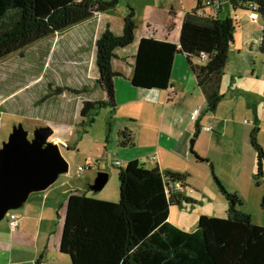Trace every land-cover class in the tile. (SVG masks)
Returning a JSON list of instances; mask_svg holds the SVG:
<instances>
[{"label":"trees","instance_id":"obj_1","mask_svg":"<svg viewBox=\"0 0 264 264\" xmlns=\"http://www.w3.org/2000/svg\"><path fill=\"white\" fill-rule=\"evenodd\" d=\"M206 1L198 0L195 8L181 14L178 43L167 38L140 39L131 82L147 90L169 89L175 58L186 55L204 93L207 110L214 113L224 98L223 76L239 21L220 15L223 0H211L219 4L218 9ZM226 1L234 10L250 11L262 18L259 50L264 53V0ZM118 3L119 0H0V61L17 52L24 56V50L33 44L103 13L115 14ZM168 29L173 30L174 24ZM138 30L131 7L123 18L121 34L106 23L96 40L97 83L103 98L81 99L79 115L86 130L101 109H118L116 78L120 73L114 61L120 49L134 44ZM66 90L82 93L88 89L59 86L55 91L60 94ZM258 131L255 127L251 134L257 151L254 179L264 188V148L258 141ZM134 143L133 131L126 128L120 132L121 147ZM192 155L210 165L217 186L228 200L227 217L202 215L193 231L173 224L169 220L172 206L194 201L180 192L187 186L186 174L163 173L159 167L149 168L141 160H131L125 166L118 165L119 202L77 191L68 196L60 251L70 256L73 264H264V226L254 223L251 214L238 208L243 200L237 192L228 190L215 173L213 161L195 150Z\"/></svg>","mask_w":264,"mask_h":264},{"label":"rangeland","instance_id":"obj_2","mask_svg":"<svg viewBox=\"0 0 264 264\" xmlns=\"http://www.w3.org/2000/svg\"><path fill=\"white\" fill-rule=\"evenodd\" d=\"M223 1L224 8L220 15L223 18L231 16L237 19L239 25L235 31V42L231 46L229 62L223 76L222 92H227V95H224L225 99L221 101L220 111L227 113L232 110V105L238 104L236 115L241 116L239 120L244 125L252 128L260 125L258 141L264 148V53L259 48H255L262 35V18L254 16L257 20H253L250 11L234 10L226 0ZM166 3L167 0H119L114 15L117 22H120L133 7L136 22L139 29H142L155 11L161 22V26L157 25L158 33L162 26L173 23L174 29L168 36L174 40L180 33L183 10L180 12L176 10L177 12L172 15L165 13ZM196 3L197 0H185L183 5L185 10L189 11L195 8ZM178 5L181 6L177 3L175 7ZM168 7L170 9V6ZM207 11L210 13L211 8L208 7ZM98 36L95 26L92 29L91 24L81 23L26 48L23 52L24 56L17 52L0 61V110L2 111L0 148L9 140L14 126L19 123L30 131L31 137H34L36 128L52 126L55 133L51 139L60 143L61 151L70 164L69 172L61 174L54 184L59 185L62 181L73 183L90 173L95 175V180L100 172H105L108 173L109 179L103 189L96 191L89 188L86 192L78 190L77 192L86 193L97 199H112L118 196L117 201L114 202H119L120 167L115 164V160H121L122 166L126 165V161L116 154V150L127 148L120 146L119 128L120 125L127 124V121L128 124L135 126L132 124L133 120L125 116L133 114L141 104L134 102L130 107L124 104L115 112L103 108L96 114V121L92 125H87V130L82 127L79 115L81 99L103 98L102 90L97 83L99 73L96 65L95 40ZM249 40L254 41V44L247 43ZM249 49L253 52L251 53ZM233 82L237 85L236 88L232 87ZM59 86L78 90L86 87L88 90L82 93L66 90L59 94L55 91ZM230 87L232 89H229ZM237 88L241 91L239 92ZM207 109L206 104V114ZM123 113L125 115H122ZM246 120H255L256 125L247 123ZM213 132L218 135L225 147L223 150L225 155L215 166V173L229 191L237 192L243 200V204L238 208L251 214L254 223L264 226L262 207L264 188L262 185H257L254 179L257 151L251 143V138L248 139L245 148L244 164L237 166V160L232 161L233 156L240 155L235 133L230 130L228 136L220 138L225 135L223 131ZM58 138H63L66 143L57 140ZM90 162L95 166L81 174L77 172L79 165L85 166ZM187 168L188 185L180 192L186 197L193 198L194 201L173 205L170 217L172 216L177 224L189 228L187 231H193L202 215L227 217L229 204L217 186L208 163L197 161L192 155V161ZM85 182L84 179L82 184ZM69 187L71 186L68 185L67 188ZM19 209L11 210L9 213ZM65 212L62 211V214L64 213L62 227ZM67 256L65 257L72 261L70 256Z\"/></svg>","mask_w":264,"mask_h":264},{"label":"crops","instance_id":"obj_3","mask_svg":"<svg viewBox=\"0 0 264 264\" xmlns=\"http://www.w3.org/2000/svg\"><path fill=\"white\" fill-rule=\"evenodd\" d=\"M184 2L185 0H167L165 13L172 15L177 11H186ZM175 3H179L181 6L175 7ZM154 13L150 15L149 21L142 29L151 23V27L156 31V38H167L178 43L180 33L174 40L168 36L172 32L168 29L171 23L162 26L158 33L157 25L161 26V22ZM252 14L258 17L256 13ZM86 22L92 25V29L95 26L99 35L96 40L104 32L106 23H110L117 34H121L123 31V19L117 22L114 14L103 13ZM140 39L137 37L134 44L120 49L118 59L114 61L115 69L120 73L116 78L118 109L124 104H128V107L134 102L141 104L133 114L125 116V118L132 119V124L135 126L128 124L127 121V124H122L119 128L120 132L126 128L133 130L136 137L135 143L133 146L127 147L126 150H116V154L126 161V165L129 161L137 159L147 164L149 168L159 167L163 173L171 171L186 174V185H188L187 165L192 161V151L195 150L201 156L210 159L216 166L218 161L223 160L225 147L213 131H223L225 135L220 138H225L231 130L235 133L234 137L240 153L239 156H233L232 161L237 160V166L244 164L245 148L254 128L244 125L239 120L241 116L236 115L238 104L232 105V110L224 113L220 111V103L216 112L212 113L207 110L206 114L207 103L204 93L186 55L178 54L176 56L172 73V87L169 89L147 90L133 86L131 77ZM260 41L261 36L255 46L256 49L259 48ZM247 43L254 44V41L250 42L249 40ZM249 50L251 53L253 52L251 49ZM194 62H200V60L195 59ZM222 85L224 86V79ZM236 86L233 82L232 87L236 88ZM237 90L241 91L240 88ZM223 93L227 95V92ZM151 104L154 106L152 107ZM198 108H201L199 130L198 122H194L191 118L194 110ZM202 126H212L213 130L205 131L201 128ZM196 133H198L197 138H195ZM57 140L66 143L63 138ZM117 160L119 159L115 160V164ZM87 164H91V168L95 166L93 162ZM101 169L103 168L101 167ZM94 177L95 175L90 173L76 182L62 181L59 185L53 184L44 191L34 192L19 210L9 213L8 218L0 222V264H37L38 261L48 264H73L65 257L67 255L60 251L63 231L61 221L64 217L62 211H67L68 196L71 193L77 190L86 192L87 189H92L96 180ZM84 179L86 182L82 184ZM68 185L71 187L67 188ZM117 199L118 196L112 199L102 198V200L111 201H117ZM13 213L19 219V226L15 230L11 229L9 224V216ZM170 220L180 228L189 230V228L174 222L172 216Z\"/></svg>","mask_w":264,"mask_h":264},{"label":"water","instance_id":"obj_4","mask_svg":"<svg viewBox=\"0 0 264 264\" xmlns=\"http://www.w3.org/2000/svg\"><path fill=\"white\" fill-rule=\"evenodd\" d=\"M54 133L52 126H42L31 137L19 123L0 148V222L11 210L21 208L32 193L48 189L69 172L60 143L51 139ZM108 179V173L100 172L92 189H103Z\"/></svg>","mask_w":264,"mask_h":264},{"label":"built area","instance_id":"obj_5","mask_svg":"<svg viewBox=\"0 0 264 264\" xmlns=\"http://www.w3.org/2000/svg\"><path fill=\"white\" fill-rule=\"evenodd\" d=\"M206 4L214 5V7H216L217 9L219 7V4L218 5H217V3L214 4V3H212L211 0H207ZM254 16L255 15L252 14L253 20H257V17H254ZM138 37H140V38H142V37L156 38V31L152 27L148 26V27H145L143 30L142 29L138 30ZM200 115H201V110H200V108H198V109L194 110V112L192 113V117L191 118H192V120L194 122H197L199 120V118H200ZM246 122L253 124L255 121L254 120H251V121L246 120ZM202 129L205 130V131H211L212 130V126H203ZM116 164L117 165H121L122 162L120 160H117ZM90 167H91V164H89L87 166H78L77 167V172L79 174H81L82 172H84L86 169H89ZM9 224H10L11 229H13V230L18 228L19 219H18L16 214H14V213L10 214V216H9ZM40 264H48V263H40Z\"/></svg>","mask_w":264,"mask_h":264}]
</instances>
